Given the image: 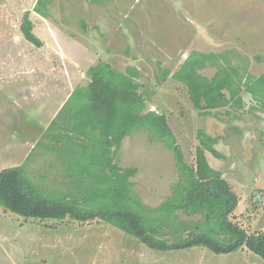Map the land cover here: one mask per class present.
Listing matches in <instances>:
<instances>
[{
	"label": "rangeland",
	"instance_id": "rangeland-1",
	"mask_svg": "<svg viewBox=\"0 0 264 264\" xmlns=\"http://www.w3.org/2000/svg\"><path fill=\"white\" fill-rule=\"evenodd\" d=\"M38 1L0 0V171L23 165L46 197L68 190L65 177L71 174L65 175L66 168L70 164L76 166L78 160L72 173L79 172L82 183L84 171L90 166L99 177L114 178L109 170L104 172L103 166L96 167L100 164L83 156V147L92 146L75 131L72 112L88 99L87 71L92 65L107 61L122 71L135 66L141 73L140 91L145 93L148 110L165 114L172 132L164 139H156L144 128L134 130L114 150L112 164L122 169L136 167L138 172L131 178L134 191L144 204L157 207L173 196L183 161L195 163L197 147L201 146L200 131H204L218 139L215 145L211 139L218 151L206 149L208 161L222 172L239 196L233 221L249 233L263 232L261 107H254L257 104L252 94L243 92L242 106L229 105L202 115L190 101L187 87L171 75L164 79L163 72L177 71L192 51L233 50L250 58L252 74L264 73V39L258 40L256 30L261 22L260 36L264 38V0L239 3L243 7L226 24L228 36L224 42L216 41L218 47L210 45L209 31L218 28L223 20L219 18L206 26V0H48V17L35 11ZM25 14L43 41L41 47L24 38ZM216 36L222 40L221 34ZM229 56L237 61L233 54ZM212 62L209 60L200 73L212 78L218 71ZM76 89L78 93L70 96ZM174 139L182 146L186 160L178 158ZM73 148L79 157H73ZM176 212L182 219L197 220ZM0 264L264 261L246 247L230 254H215L203 247L156 251L104 220L26 218L0 205Z\"/></svg>",
	"mask_w": 264,
	"mask_h": 264
},
{
	"label": "trees",
	"instance_id": "trees-1",
	"mask_svg": "<svg viewBox=\"0 0 264 264\" xmlns=\"http://www.w3.org/2000/svg\"><path fill=\"white\" fill-rule=\"evenodd\" d=\"M48 4V0H39L35 11L48 17ZM24 19V38L41 47L43 41L34 33L32 21L26 14ZM230 54L237 58L236 62ZM209 60L213 61V66H218L212 78L200 73ZM249 64V57L233 50L222 53L192 51L177 71L165 69L163 78L171 75L184 84L190 101L202 115L229 105L242 106L243 92L252 94L257 104L254 107L260 106L264 112V73L252 74ZM87 74L88 99L73 110L72 120L75 131L82 134L87 143L91 142L92 147H83V156L100 164L94 166H103L104 172L109 170L114 178L99 177L90 166L84 171L86 177L82 183L79 172L72 173L79 165L78 160L76 166L67 165L65 175L71 174L65 177L68 190L59 195L51 194L55 197H46L28 177L23 165L8 167L0 171V205L26 218L104 220L156 251L203 247L215 254H230L246 247L264 261V231L249 233L233 221L239 196L206 156V149L212 147L218 151L213 146L218 139L200 131L201 146L197 147L195 163L183 161L173 196L157 207L147 206L134 191L135 182L131 180L138 169H122L112 164V155L124 138L138 128L148 130L151 138H166L172 132L168 118L157 110H148L145 93L140 91L142 83L138 78L141 73L137 67L128 66L122 71L107 61H100L92 65ZM77 89L73 96L78 93ZM63 109L64 105L60 113ZM55 122L54 119L52 123ZM173 142L178 158L186 160L182 146L176 139ZM73 152L74 158L80 156L74 148ZM106 164L109 167H105ZM177 210L197 220L182 219Z\"/></svg>",
	"mask_w": 264,
	"mask_h": 264
},
{
	"label": "crops",
	"instance_id": "crops-1",
	"mask_svg": "<svg viewBox=\"0 0 264 264\" xmlns=\"http://www.w3.org/2000/svg\"><path fill=\"white\" fill-rule=\"evenodd\" d=\"M241 1H243V0H206L205 12L207 13L206 19H208V22H206V26H208V25L211 26L212 23L216 22V20L219 18H222V20H223V22L219 26L220 27L219 32H217V29L219 27L215 28V29H213V28L210 29V31H209V35L211 37V38L209 37V39H210L209 43H211L210 45H214V46L218 47V44L216 41H219V42L223 41V40H225L226 36H228V33L226 31V28H227L226 24L229 23V20L236 18V14L243 7V4L239 5V3ZM218 3H220V4H218ZM259 22H260V20L258 19V23ZM256 30H257V34H258V37H257L258 40H260V38L264 39L263 36H260L261 22L259 25L256 26ZM220 34H221L222 40L217 38V36H216V35H220ZM213 36H215V37H213ZM255 47H257V46H255ZM241 54L245 55L244 52H242ZM188 56H189V54L186 55V59ZM73 92L71 93V95L73 94ZM66 101L62 102L61 106L59 107L58 114L60 113V111H61L63 105L66 103ZM53 121H54V119H53Z\"/></svg>",
	"mask_w": 264,
	"mask_h": 264
}]
</instances>
